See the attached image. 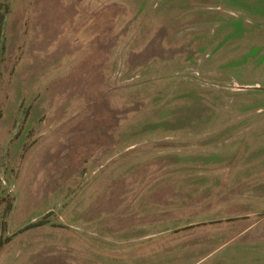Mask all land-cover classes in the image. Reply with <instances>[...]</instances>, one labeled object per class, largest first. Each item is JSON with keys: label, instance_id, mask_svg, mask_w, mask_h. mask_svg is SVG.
<instances>
[{"label": "rangeland", "instance_id": "obj_1", "mask_svg": "<svg viewBox=\"0 0 264 264\" xmlns=\"http://www.w3.org/2000/svg\"><path fill=\"white\" fill-rule=\"evenodd\" d=\"M0 264H264V0H0Z\"/></svg>", "mask_w": 264, "mask_h": 264}, {"label": "crops", "instance_id": "obj_2", "mask_svg": "<svg viewBox=\"0 0 264 264\" xmlns=\"http://www.w3.org/2000/svg\"><path fill=\"white\" fill-rule=\"evenodd\" d=\"M91 236H93V234H91Z\"/></svg>", "mask_w": 264, "mask_h": 264}]
</instances>
